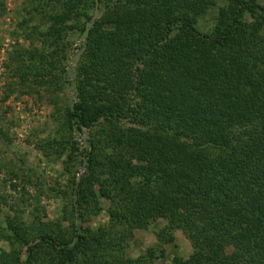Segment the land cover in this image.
Here are the masks:
<instances>
[{"label":"trees","instance_id":"trees-1","mask_svg":"<svg viewBox=\"0 0 264 264\" xmlns=\"http://www.w3.org/2000/svg\"><path fill=\"white\" fill-rule=\"evenodd\" d=\"M214 4L98 0L84 35L95 0L22 2L21 26L43 49L19 50L15 74L70 91L71 138L49 145L67 146L84 174L69 184L67 225L45 223L38 204L30 224L5 215L0 264H152L177 246L176 230L191 253L169 264H264V5L226 0L203 32ZM78 30L73 68L67 36ZM100 198L108 223L85 225ZM156 218L155 242L126 256Z\"/></svg>","mask_w":264,"mask_h":264},{"label":"rangeland","instance_id":"rangeland-1","mask_svg":"<svg viewBox=\"0 0 264 264\" xmlns=\"http://www.w3.org/2000/svg\"><path fill=\"white\" fill-rule=\"evenodd\" d=\"M4 1L6 10L0 17V223H4L6 214L13 216L18 210L24 222L30 224L31 213L38 204L44 208L45 223L67 225L69 220L63 215L64 208H69L65 207L71 196L69 184L84 174V168L79 164V156L69 152L67 146L50 148L49 143L55 140L59 144L71 138L63 123L70 91L67 88L54 91L52 86L39 83L31 72H24V79L16 76L14 59L18 51L42 50L43 44L36 35L27 37L21 26L24 0ZM258 2L264 5V0ZM225 3L226 0H215L214 6L198 21L201 31L212 29L217 10ZM67 38L68 63L74 68L80 31L71 32ZM99 203L102 210L90 215L85 225L95 228L108 223L109 203L104 198ZM164 223V219L156 218L147 228L136 229L128 240L126 256L135 258L142 254L155 242ZM175 236L177 246L167 245V255L152 264H169L172 255L191 253L189 239L180 230L175 231ZM0 249L9 251L10 247L0 240Z\"/></svg>","mask_w":264,"mask_h":264},{"label":"water","instance_id":"water-1","mask_svg":"<svg viewBox=\"0 0 264 264\" xmlns=\"http://www.w3.org/2000/svg\"><path fill=\"white\" fill-rule=\"evenodd\" d=\"M98 13H99L98 0H95L94 11H93V14H92V17H91L90 21H89L88 24H87V28H86V30H85L84 35L87 34L88 27H89V26L93 23V21L96 19V17L98 16Z\"/></svg>","mask_w":264,"mask_h":264}]
</instances>
